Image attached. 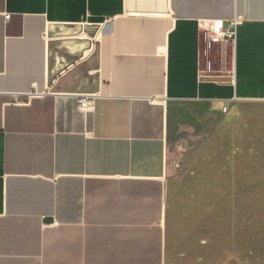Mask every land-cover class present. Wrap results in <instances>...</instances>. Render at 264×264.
I'll return each mask as SVG.
<instances>
[{
  "label": "crops",
  "instance_id": "crops-1",
  "mask_svg": "<svg viewBox=\"0 0 264 264\" xmlns=\"http://www.w3.org/2000/svg\"><path fill=\"white\" fill-rule=\"evenodd\" d=\"M0 264H264V0H0Z\"/></svg>",
  "mask_w": 264,
  "mask_h": 264
},
{
  "label": "built area",
  "instance_id": "built-area-1",
  "mask_svg": "<svg viewBox=\"0 0 264 264\" xmlns=\"http://www.w3.org/2000/svg\"><path fill=\"white\" fill-rule=\"evenodd\" d=\"M234 23H231L228 28L225 27L221 20H207L202 21L199 25L201 32L203 33L204 39L208 45L212 43H224L234 39ZM79 109L82 112L90 111L92 107V101L89 97H81L78 100Z\"/></svg>",
  "mask_w": 264,
  "mask_h": 264
},
{
  "label": "rangeland",
  "instance_id": "rangeland-1",
  "mask_svg": "<svg viewBox=\"0 0 264 264\" xmlns=\"http://www.w3.org/2000/svg\"><path fill=\"white\" fill-rule=\"evenodd\" d=\"M259 201H257V202H254V208H257V209H259V203H258ZM256 209H254V211H255ZM255 214V213H254ZM258 224H259V222H258ZM259 225H257V228L256 227H254V247H257L258 249L260 248L259 247V245H261V240H260V237H261V235H260V233H259V231H260V227H258ZM256 228V229H255ZM259 250H257V249H254V257H257V256H260V254H259ZM180 261V260H179ZM180 263V262H179Z\"/></svg>",
  "mask_w": 264,
  "mask_h": 264
}]
</instances>
